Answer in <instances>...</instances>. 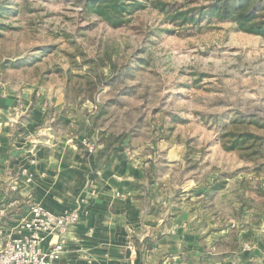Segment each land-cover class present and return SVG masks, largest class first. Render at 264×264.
<instances>
[{
    "label": "rangeland",
    "instance_id": "374dc122",
    "mask_svg": "<svg viewBox=\"0 0 264 264\" xmlns=\"http://www.w3.org/2000/svg\"><path fill=\"white\" fill-rule=\"evenodd\" d=\"M165 1L188 9L210 0ZM1 3L0 21L12 27L0 36L1 82L38 93L36 100L54 116L49 122L72 132L82 154L100 147L103 154L152 160L174 193L210 175L220 183L240 174L243 201L264 208V36L214 18L197 27L169 23L148 2L116 27L84 12L78 0ZM104 51L119 71L90 92L86 62ZM235 111L256 115L258 124L236 128L261 140L226 150L222 125ZM262 211L242 219L264 223Z\"/></svg>",
    "mask_w": 264,
    "mask_h": 264
},
{
    "label": "crops",
    "instance_id": "0c3cea01",
    "mask_svg": "<svg viewBox=\"0 0 264 264\" xmlns=\"http://www.w3.org/2000/svg\"><path fill=\"white\" fill-rule=\"evenodd\" d=\"M35 95L0 80L4 235L39 204L79 214L62 236L41 241L46 249L62 240L58 264H264V223L242 219L264 208L243 201V175H226L220 183L210 175L174 193L166 177L156 176L152 160L103 154L100 147L82 154L76 137L50 123L54 116Z\"/></svg>",
    "mask_w": 264,
    "mask_h": 264
},
{
    "label": "trees",
    "instance_id": "16d2710c",
    "mask_svg": "<svg viewBox=\"0 0 264 264\" xmlns=\"http://www.w3.org/2000/svg\"><path fill=\"white\" fill-rule=\"evenodd\" d=\"M86 13H94L101 20L116 27L124 22L127 16L146 6V2L161 12L169 23L190 22L199 26L202 19L214 18L217 21H228L235 24L238 30L264 36V1L263 0H210L206 4L181 9L165 0H78ZM5 3L0 4V12L4 10ZM9 23L0 21V36L2 31L11 29ZM104 57L97 60L85 61L89 64L90 92L98 91L104 82H110L119 71L117 64L104 51ZM140 62L145 59L139 57ZM137 60V61H138ZM12 66L16 63H11ZM107 66L110 73L105 74L98 67ZM125 66V65H124ZM121 71V70H120ZM89 75V74H88ZM113 82V81H111ZM93 100V93L89 96ZM223 127L221 138L222 146L226 150L242 149L247 142H257L261 137L246 128L238 130L237 125L256 123V115L243 114L235 111ZM247 122V123H246ZM230 125V126H229ZM250 143V144H251Z\"/></svg>",
    "mask_w": 264,
    "mask_h": 264
},
{
    "label": "built area",
    "instance_id": "2783aa9c",
    "mask_svg": "<svg viewBox=\"0 0 264 264\" xmlns=\"http://www.w3.org/2000/svg\"><path fill=\"white\" fill-rule=\"evenodd\" d=\"M79 220L76 211L53 213L39 204H32L22 214L10 235L0 231V264H58L64 247L62 240L46 249L41 247L44 235L62 236Z\"/></svg>",
    "mask_w": 264,
    "mask_h": 264
}]
</instances>
